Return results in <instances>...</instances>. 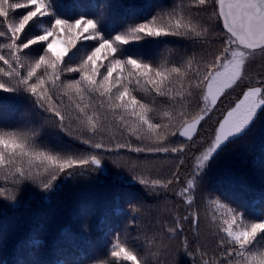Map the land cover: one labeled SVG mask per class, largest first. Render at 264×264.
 <instances>
[{
    "label": "snow or ice",
    "instance_id": "1",
    "mask_svg": "<svg viewBox=\"0 0 264 264\" xmlns=\"http://www.w3.org/2000/svg\"><path fill=\"white\" fill-rule=\"evenodd\" d=\"M93 7L92 17L72 19L61 16L56 0H0V116L7 96H21L42 122L0 130V176L13 186L0 188V198L14 200L26 183L51 190L60 177L86 175L110 161L149 195L159 199L162 189L165 198L171 192L183 200L187 215L172 214V226L164 225L167 239L180 235L184 222L198 230L193 195L198 178L222 146L245 134L264 111V73L254 81L246 75L248 62L257 53L264 57V0H179L112 33L103 29L112 6ZM202 15L211 28L201 24ZM210 34L212 40L204 46ZM166 37L191 39L201 49L175 63L167 57L157 63L128 51L131 45ZM213 43L219 45L215 50ZM246 79L240 95L215 121L213 133L200 137L221 97ZM193 103L196 111L190 109ZM45 127L57 129L69 143L42 144ZM113 128L120 138L105 135ZM169 160L173 163L164 178L140 172L159 169ZM143 203L132 204L131 212ZM209 203L214 205L218 255L208 259L199 248L190 252L187 238L181 242L185 254L201 257V264H264V208L250 217L220 199ZM106 235L111 240L105 255L111 259L97 264H146L119 231Z\"/></svg>",
    "mask_w": 264,
    "mask_h": 264
},
{
    "label": "trees",
    "instance_id": "2",
    "mask_svg": "<svg viewBox=\"0 0 264 264\" xmlns=\"http://www.w3.org/2000/svg\"><path fill=\"white\" fill-rule=\"evenodd\" d=\"M179 0H56V10L65 18H79L81 14L92 17L94 4H110L106 12L103 29L106 33L123 31L134 23L151 18L161 10L170 9ZM187 14V13H186ZM196 10H192V15ZM203 26L211 28L206 15L199 16ZM212 40L210 34L207 41ZM91 43V42H89ZM213 50L218 44L210 45ZM201 45L191 39L166 37L161 40H145L131 45L128 51L142 54L146 60L162 62L165 57L172 63L181 57H190L199 52ZM87 49L77 53V58ZM264 73V57L257 53L246 68L247 77L254 81ZM247 79L234 90L221 97L217 109L210 119L203 122L199 136L207 139L213 133L215 121L221 112L232 105L245 87ZM139 95V93H138ZM5 111L0 116V130L8 126H38L39 116L28 109L21 96H7ZM196 111V104L190 105ZM119 132L113 128L105 135ZM182 139V138H181ZM39 140L49 147L69 143L68 138L57 129L45 127ZM75 143V142H71ZM167 161L159 169L140 172L148 178H164ZM264 111L259 112L249 129L240 138L222 146L214 159L210 160L202 179L198 178L193 193L199 212L198 230L190 222H184V230L175 239L166 238L164 225L172 226V214L187 215V206L174 193L163 194L158 199L133 181L127 170L117 169L110 161L86 175L74 178L60 177L48 191L38 185L26 183L15 192L14 200L0 198V264H97L100 259H111L105 255L115 229L121 239L136 248L146 264H201V257L186 255L182 240L187 238L188 249L197 248L207 253L208 259L218 255L215 227L211 223L214 205L210 199L237 208L248 216H259L264 208ZM187 167L182 177L187 174ZM140 173H137L139 175ZM190 178V177H189ZM0 176V188L12 189ZM175 190H178L174 186ZM143 201L140 210L133 214L131 205ZM133 216L135 223L132 224ZM127 229V232L124 230ZM139 237V239H137Z\"/></svg>",
    "mask_w": 264,
    "mask_h": 264
}]
</instances>
